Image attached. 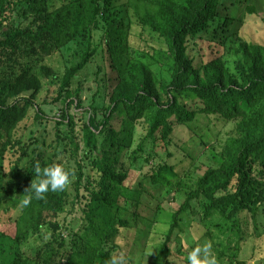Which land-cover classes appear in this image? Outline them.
I'll return each mask as SVG.
<instances>
[{
    "label": "trees",
    "instance_id": "16d2710c",
    "mask_svg": "<svg viewBox=\"0 0 264 264\" xmlns=\"http://www.w3.org/2000/svg\"><path fill=\"white\" fill-rule=\"evenodd\" d=\"M222 4L223 0H0V202L15 198L20 204L32 179H38L32 171L37 165L61 164L71 178L64 191L49 192L26 207L15 209L7 202L6 211L14 208L8 217L13 227L0 229V264H106L120 253L127 258L124 247L135 243V234L129 233L142 218L147 232L160 236L157 243L144 247L151 264H171V256L182 248L185 223L195 225L189 213L193 216L198 210L203 211L199 223L204 236L211 235L206 220L219 215L229 223L228 230L245 239L242 214L250 212L256 218L264 207V43L235 38L238 32L231 25L236 17L228 12L229 6L222 13ZM256 10L252 4L246 7L248 13ZM135 25L150 33L152 44L132 43ZM202 38L221 50L197 66L188 42ZM78 41L83 50L78 48L77 58L70 63L67 59L62 70L46 63ZM232 53L234 60L227 56ZM98 55L102 62L96 74L104 73L102 84L84 106L81 83L74 87L73 80ZM52 76L57 78L54 100L64 103L55 119V139L49 143L34 137L26 142L20 125L32 109L35 119L43 120L36 99L44 78ZM103 87L105 100L99 105ZM72 107L80 108L79 114L71 113ZM202 113L233 126L220 146L209 145L211 164L196 177L191 168L178 172L169 158L175 154L180 127L208 144L194 126ZM137 126L144 132L133 148ZM48 147L53 150L48 152ZM8 152L16 157L6 171ZM145 166L150 168L145 177L170 201L184 194L168 222L160 217L165 210L161 194L128 184L131 171ZM145 193L157 200L154 207L143 202ZM76 211L83 214L78 229L68 219ZM160 223L167 229L158 231ZM43 231L47 237L28 250L29 239ZM120 239L127 241L125 245ZM223 256L219 251L217 259ZM230 263L244 264L236 259Z\"/></svg>",
    "mask_w": 264,
    "mask_h": 264
},
{
    "label": "rangeland",
    "instance_id": "374dc122",
    "mask_svg": "<svg viewBox=\"0 0 264 264\" xmlns=\"http://www.w3.org/2000/svg\"><path fill=\"white\" fill-rule=\"evenodd\" d=\"M254 5L257 10L256 13H248L246 7L248 5ZM225 6H229V13L234 15L236 18L231 25L232 31H237L238 34L235 38L243 39L248 42L253 43H264V0H223V4L220 6V10L223 13H226ZM231 6V7H230ZM134 36L132 37V43L135 46L152 44L148 38H150V33L146 30L144 31L140 26H134ZM98 33L96 38H98ZM145 41V42H144ZM210 41L206 38L197 39V41L190 40L188 42V52L191 57L194 59V63L199 66L202 62H206L219 54L221 46L214 47L210 46ZM231 44V43H230ZM83 50V44L78 42H71L68 46L64 48L63 52H57L51 57H48L46 63L52 65L56 69L62 70L63 66L69 59V63L76 59V51ZM78 50V51H79ZM75 56V58H72ZM228 58L234 60V55L227 54ZM70 57L72 59H70ZM102 62L101 56L98 55L96 60L92 61L85 69H83L73 80V86L77 87L78 83H81V97L84 100V106H88L91 101V98L94 92L99 85L102 84V78L104 73H101L97 77L96 71L99 63ZM55 76L50 78H44V87L38 94L36 101L40 104L43 109V120H36L34 117V109L30 111V114L20 125V133H22L23 139L26 142L33 141L34 137L40 139L46 138L49 143L53 142L55 139V119L61 114V110L64 106L62 100H54L57 96V85H56ZM105 88L101 89V92L97 96V103L102 105L105 100ZM71 113L79 114L80 108L72 107ZM78 117V116H77ZM119 120L116 119L115 124L119 127ZM197 121H195V128L201 132L204 139L208 144H204L201 140V135H195L192 133V130H189L185 127H180L175 133V145L173 151L175 154L169 158L170 163L176 165V170L178 172L184 173L187 169L191 168L195 170V176L202 175L206 166L211 164V155L209 154V145L217 144L220 146L219 142L222 138L225 137L231 128V122H228L223 119H216L214 116H208L204 113L197 116ZM66 128V126H63ZM144 130L141 126H137V130L134 134V144L133 148L136 147L140 134ZM194 134V135H193ZM35 145V144H34ZM45 148V145H41ZM53 148L48 147V152H51ZM190 154V155H189ZM16 154L14 152H8L4 161V168L6 171L10 170L12 163L14 162ZM192 157V159L190 158ZM194 158V159H193ZM144 161V160H143ZM142 161V162H143ZM194 162V165H191ZM141 162L139 163V165ZM191 165V166H190ZM198 168V169H197ZM150 170L149 166H145L143 170L134 169L131 171L128 184L132 185L134 188L143 187L148 188L152 193L161 194L162 191L158 192L156 188L152 185L149 180V177L146 178L145 174ZM164 192V191H163ZM171 194L170 196H172ZM180 196V194H177ZM168 195L161 194L162 199L165 200L164 212L160 214L163 221L170 220V213L179 207V204L184 198L180 197L177 201H170ZM177 196V197H178ZM143 202L147 203L149 207H154L157 203L156 199H151L148 193H145ZM9 202L10 205H13L15 209L20 205L15 198H10L8 201L2 200L0 202V229L4 226H12L9 223V216L14 212L6 211L5 206ZM70 206L68 210H70ZM202 210L201 208H199ZM67 210V211H68ZM11 213V214H10ZM15 214V213H14ZM191 217L196 218L195 225L190 227L189 223H185L186 231L182 234L181 242L182 248L179 250V254L171 256V264H187V253L192 250L193 247L209 242L212 245V253L218 256L219 251L224 253L223 259L218 260V264H231V260H242L244 264H264V207L259 208L257 211V216L254 218L250 212H244L242 217H244V223L241 225L245 230V239H241L238 232L228 230V225L225 220L219 215H213L207 219V227L210 231V236H204L202 232L205 230L202 223H199V220L202 217L203 211L198 210L197 214ZM66 216V212L61 216L62 218ZM83 216L81 211H76L69 213V220L71 225L78 229L81 217ZM204 221V222H206ZM146 221L142 218L138 221L137 229L131 231L129 236L135 234L134 240L135 243L128 245V248L125 246V252L127 251V258L125 264H151V256L148 255V252H144V247L152 246L158 242L159 234L156 232H147L146 230ZM219 222H223L222 226L218 225ZM13 227V226H12ZM11 227V228H12ZM168 227L167 224L160 223L158 226V231H164ZM261 232L260 235L256 233ZM46 231H43L40 235L32 236L29 241L26 243L28 250L35 248L39 245L46 237ZM127 233V231H125ZM125 245L127 242L125 239H120ZM124 252V253H125ZM151 252V248H150ZM131 261V263H130Z\"/></svg>",
    "mask_w": 264,
    "mask_h": 264
},
{
    "label": "clouds",
    "instance_id": "9594fccd",
    "mask_svg": "<svg viewBox=\"0 0 264 264\" xmlns=\"http://www.w3.org/2000/svg\"><path fill=\"white\" fill-rule=\"evenodd\" d=\"M32 171L38 178L31 181L25 189L24 198L20 201L21 207L28 206L33 199L43 200L49 192L64 191L71 183L70 172L61 164H50L44 167L35 166ZM187 264H218L216 256L212 253L209 242L192 248L186 256ZM126 257L123 253L109 257L106 264H125Z\"/></svg>",
    "mask_w": 264,
    "mask_h": 264
}]
</instances>
